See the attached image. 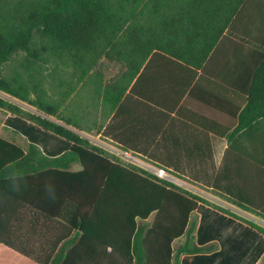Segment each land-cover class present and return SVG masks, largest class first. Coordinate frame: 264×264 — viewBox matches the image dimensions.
<instances>
[{
  "label": "trees",
  "instance_id": "obj_1",
  "mask_svg": "<svg viewBox=\"0 0 264 264\" xmlns=\"http://www.w3.org/2000/svg\"><path fill=\"white\" fill-rule=\"evenodd\" d=\"M246 1L0 0V109L18 118V130L30 139L23 148L0 137V192L45 220L82 232L92 242L89 256L100 258L101 248L111 249V264H180L183 255L210 251L196 245L190 223L205 200L73 131L84 129L83 116L72 109L100 104L106 121L133 98L128 90L159 55L188 71L189 83L200 72L193 96L206 79L211 53L226 31L233 34L231 25ZM239 37L264 49V40ZM261 54L245 93H234L237 113L242 109L236 131L264 117ZM105 65L120 72L107 80ZM50 138L60 142L58 157L37 144L46 146ZM122 149L156 160L148 150Z\"/></svg>",
  "mask_w": 264,
  "mask_h": 264
},
{
  "label": "crops",
  "instance_id": "obj_2",
  "mask_svg": "<svg viewBox=\"0 0 264 264\" xmlns=\"http://www.w3.org/2000/svg\"><path fill=\"white\" fill-rule=\"evenodd\" d=\"M231 29L233 34L226 31L211 53L206 79L193 96L190 92L200 72L189 83L188 71L177 70L176 64L159 55L149 60L136 86L128 90L133 98H126L122 110H115L106 121L100 104L72 109L83 116L84 129L73 131L124 162L165 170L169 182L205 200L190 223L196 245L213 248L183 255L180 264H264V234L258 230L264 229V117L236 131L242 109L237 113L239 96L234 94L245 93L258 55L264 54L262 47L239 37L247 34L264 40V0H247ZM0 111L6 113L0 120V137L25 148L30 139L18 130L22 123ZM154 113L160 119L153 118ZM22 139L26 144H20ZM121 143L148 150L156 160L126 152ZM37 144L48 156H60L57 138H50L46 146ZM82 235L0 192V264H111L107 257L111 249L101 248L100 258L89 256L92 242Z\"/></svg>",
  "mask_w": 264,
  "mask_h": 264
},
{
  "label": "rangeland",
  "instance_id": "obj_3",
  "mask_svg": "<svg viewBox=\"0 0 264 264\" xmlns=\"http://www.w3.org/2000/svg\"><path fill=\"white\" fill-rule=\"evenodd\" d=\"M104 70H105V73H106V79H107V80L114 78V77L117 76L118 73L120 72V69H119L118 67H116V66H108V65H105ZM3 96H4L5 98H7L8 100H11V101H12L11 98H9V97H7V96H5V95H3ZM18 104L21 105V106H23L24 108H27V109L30 110V108L27 107L26 105H22V104H20V103H18ZM5 118H6V113L0 111V120L3 121ZM22 140H23L24 143H23V142H20V144H21V145L26 144V143H25L26 141H25L24 139H22ZM149 222L151 223V222H152V219H151ZM181 241H182V239L176 241L175 244H174V246H175V247L179 246V245L181 244Z\"/></svg>",
  "mask_w": 264,
  "mask_h": 264
},
{
  "label": "built area",
  "instance_id": "obj_4",
  "mask_svg": "<svg viewBox=\"0 0 264 264\" xmlns=\"http://www.w3.org/2000/svg\"><path fill=\"white\" fill-rule=\"evenodd\" d=\"M147 171H149L151 174H153L155 177L159 178L160 180H164V181L171 180V177L163 169L148 167Z\"/></svg>",
  "mask_w": 264,
  "mask_h": 264
}]
</instances>
